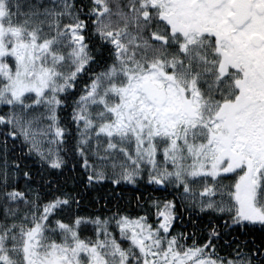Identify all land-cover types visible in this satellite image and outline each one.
<instances>
[{
    "label": "snow or ice",
    "instance_id": "1",
    "mask_svg": "<svg viewBox=\"0 0 264 264\" xmlns=\"http://www.w3.org/2000/svg\"><path fill=\"white\" fill-rule=\"evenodd\" d=\"M0 264H264V0H0Z\"/></svg>",
    "mask_w": 264,
    "mask_h": 264
},
{
    "label": "trees",
    "instance_id": "2",
    "mask_svg": "<svg viewBox=\"0 0 264 264\" xmlns=\"http://www.w3.org/2000/svg\"><path fill=\"white\" fill-rule=\"evenodd\" d=\"M130 187V186H129ZM105 193H106V189H101L100 191H99V193H97V195H100V196H103V195H105ZM126 196H128V195H130V191H129V189H125V193H124ZM87 210V209H86ZM185 219H187V216H185ZM189 231H190V229H189Z\"/></svg>",
    "mask_w": 264,
    "mask_h": 264
}]
</instances>
